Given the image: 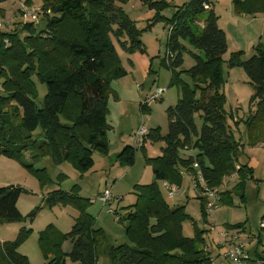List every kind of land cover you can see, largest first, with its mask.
<instances>
[{
    "label": "trees",
    "instance_id": "1",
    "mask_svg": "<svg viewBox=\"0 0 264 264\" xmlns=\"http://www.w3.org/2000/svg\"><path fill=\"white\" fill-rule=\"evenodd\" d=\"M41 1L39 18L46 22L42 29L26 20L9 21L8 28L0 31V156L18 158L22 149L30 148L34 156L49 154L56 164L69 161L82 173L93 167L94 153L109 152L108 100L115 96L110 83L128 73L118 48L128 55L145 52L141 30L115 4L126 0ZM143 1L158 3V7L165 4V0ZM203 3L210 7L205 9ZM211 5L208 0H188L169 19V85H176L179 93L176 103L166 108V133L160 135L159 128H150L145 140L160 144L162 153L149 156L145 142L139 146L153 180L135 185L136 201L127 207L125 217L119 218L126 222L125 234L134 245L102 247L104 235L94 227V217L88 212L92 200L81 196L75 183L69 190L58 187L43 197L46 205H70L78 214L67 232L49 225L41 235L39 243L47 258L42 264H95L102 255L109 264H214L205 247V229L197 228L185 205H171L160 187L161 180L180 186L183 172L196 173L194 163L209 187L221 185L222 178L235 171L243 144L228 122L232 113L224 108V66H240L246 73L252 88L244 120L248 145L264 142V45L256 46L247 59H241V51H236L224 60L226 33L218 26ZM232 6L238 14L264 13V0H232ZM203 12L207 15L197 31L193 23L199 22ZM182 41L196 51L188 69L191 84L175 71L186 49ZM35 80L46 90L41 105L36 104L39 90ZM139 106L149 112V104L140 101ZM196 114L201 127L195 122ZM36 129H40V139L32 134ZM137 149L133 144L123 146L116 161L132 165ZM184 150L191 155L185 156ZM236 171L242 180L252 176L248 165H240ZM41 181L44 186L54 183L42 176ZM24 191L19 185L0 186V222L22 219L17 201ZM232 192L236 191L221 193L218 204H230ZM199 198L201 215L210 222L206 199ZM186 220L193 222L194 237L183 233ZM244 224L235 223L230 229H242ZM27 235L28 230L22 227L15 239L0 242V264H31L18 250ZM65 240L71 244L68 253L62 250Z\"/></svg>",
    "mask_w": 264,
    "mask_h": 264
},
{
    "label": "rangeland",
    "instance_id": "2",
    "mask_svg": "<svg viewBox=\"0 0 264 264\" xmlns=\"http://www.w3.org/2000/svg\"><path fill=\"white\" fill-rule=\"evenodd\" d=\"M187 1L165 0V4L160 7L156 6L158 3L153 5L150 1L144 2L143 0L116 1L115 3L134 20L137 29L141 30L140 39L145 47V52L132 55V58L135 60L134 68L128 65L127 61L125 62L126 53L118 48L122 63L127 69L131 70V73L127 76L111 80L110 85L114 90H119L122 94H126L133 77H135L138 86L140 84L143 86L142 88H138L139 93H141V102L145 101L147 95L152 90L154 91L157 86L165 88L163 99L152 103L149 113L151 122H146V126L151 123L153 125L151 127L159 128L160 135H164L167 128V118L164 109L166 106L176 103L179 93L176 85H169L171 78V70L167 60L169 19ZM210 1L213 3L215 13L220 17V20H218L219 25L227 24L231 20L230 15L232 18H236V16L231 14L233 11L232 0ZM31 2L36 6H41L42 4L41 0H31ZM18 7V0H1V19L9 20L10 23L25 22L26 20L17 14ZM206 15V12L199 14V22L193 23L195 30L198 31L202 27V20L205 19ZM45 24L46 22L42 17L34 21V26L38 29H42ZM7 28L0 26V31H5ZM228 38L229 41L233 39L231 34H229ZM182 43L186 46V49L183 50V61L180 66L175 68V71L184 81L191 84L188 69L194 64L193 53L196 51L190 48L184 41ZM262 43H264V39H262ZM233 49L230 44V51ZM230 51L226 50L224 53L223 58L225 60L229 58ZM127 57H129L128 54ZM148 61H151L149 68L147 66ZM225 70L224 108L227 112L232 113L233 117L229 118L228 122L234 131L235 138L243 144L239 161L250 165L252 176L248 175L242 180L236 169L229 175L227 185L236 192L231 193L232 200L230 204H220L213 211L210 222L204 221L201 215L200 193L191 186L190 179L185 182V186L191 189L188 198L181 196L180 192L175 194L173 198H168L164 190L161 189L171 205H185L187 213L189 212L197 228L200 230L202 228L209 229L208 231H204V234L206 232L205 245L214 256L216 264H234L230 263L223 256L224 248H221L219 245V233L230 229V225H234L235 223H245L246 230L239 239L250 255L256 246L260 247L261 250L259 252L264 248V229L260 228L262 217H264V142L253 146L248 145L244 120L249 112L252 88L248 83L246 73L242 67L225 68ZM35 81L39 90V98L36 104L41 105L46 90L42 83L37 80ZM131 99L129 98V100ZM108 101L109 106V104L111 105L112 98ZM122 106H126V103H123ZM137 108L140 124L143 113L140 106ZM111 116V120L115 121L116 114L114 113ZM195 122L198 127H201V120L197 114L195 115ZM39 132L40 129H36L32 134L34 137L40 139ZM129 133L126 131L125 138H122V141L125 139L126 144L130 143ZM108 136L113 142L116 135L112 130H109ZM258 145L262 147H258ZM29 149H22V153L18 158L0 156V186L19 185L25 190L17 201V207L23 217L17 221L0 222V242L15 239L22 230V227H24V229L28 230V235L21 240L18 250L28 256L31 264L46 262L47 258L44 257L39 238L41 235L46 234L49 225L61 233L67 232L71 228L74 217L77 216L78 212L70 205H46L43 197L52 189L59 187L67 190L77 183L81 186L80 195L83 197L93 198L105 191H110L113 195L112 201L106 204H103L98 199H94L88 207V212L94 217V227L100 229L104 235L105 239L102 247L134 245L125 234L126 222L123 221L124 219L122 221L119 220V218H124L127 213V207L136 201L135 185L153 180L152 169L145 163L143 150L140 147L136 151L134 163L130 166L121 165L120 162L116 161V156L122 148L117 152L116 150L108 152L106 155L94 153L93 167L82 173L75 169L69 161L56 164L51 155L34 156L35 153ZM148 149L151 155L156 156L162 153L160 144L157 143L151 144ZM184 152L185 156L191 155L189 150H184ZM236 167H240L237 162ZM42 169H45V172L36 173L35 171ZM80 174L83 175V179L79 178ZM41 176L49 178L54 183L50 186H44V184H41ZM240 194L244 195L243 199L240 197ZM182 230L186 236H195V227L193 226V222L189 220L183 223ZM249 236L253 243L248 240ZM64 243L66 244V248L68 241L65 240ZM250 263L256 264L253 259ZM65 264L70 263L66 261ZM99 264H109L105 255L100 256Z\"/></svg>",
    "mask_w": 264,
    "mask_h": 264
},
{
    "label": "crops",
    "instance_id": "3",
    "mask_svg": "<svg viewBox=\"0 0 264 264\" xmlns=\"http://www.w3.org/2000/svg\"><path fill=\"white\" fill-rule=\"evenodd\" d=\"M208 1L211 2L210 0H208ZM211 4H213V3L211 2ZM211 7L213 8V5H211ZM213 10H214V8H213ZM231 11H232V9H231ZM231 14L233 16H236V18H232V16L230 15L231 20L229 22H227V24H223V25H219L218 20H220L219 19L220 17L218 14H216L218 16V19H217L218 26L221 29H223L226 33L227 50L230 51V44H231L232 48H234L232 51H230V54L232 52L241 51V59H247L248 57H250L254 53V48L256 46L264 45V43H262V39H264V13H260V14H256V15H250V14H246V13H239V14L233 13V11H232ZM202 24H203V22H202ZM229 34H231V36L233 38L231 41H229V38H228ZM136 53H139V52H134L133 54L129 55V57H127V54L125 55V62L127 61V64L130 66H133L134 68H135V66H134L135 60L132 58V55H135ZM140 61L143 62L144 60H140ZM150 64H151V61H148L147 62L148 68H149ZM236 67H240V66H236ZM225 68L226 67L224 66V70H225ZM229 69H231V68H229ZM126 70L128 73L125 76H127L128 74L131 73V70H129L127 68H126ZM136 80L137 79H135V77H133V80L131 81V83L129 85L128 93H126L127 95L122 94L119 90L116 91L112 88L115 91V96L112 95L111 97H109V100H110V98H112V102H111V105L109 104V106H108L109 107V114L107 116V120H108L109 125L111 126L110 130H112L116 136H115L114 141L112 142V140L110 139V137L108 136V133H107V137H108V141H109V152H112L115 150L117 152L118 150H120L122 148V146L127 145L125 139L122 141V138H125L124 136H125L126 131L130 132L128 134V136L130 138V143H128V144H130V145L132 144V134L134 133V131L136 130V128L138 127V124H139L138 108L137 107H139V103L141 101V97H140L141 93H139L138 88L143 87L142 84H140L138 86V83ZM152 92H154V91L152 90L150 92V94ZM150 94H148L147 97ZM129 98H132V99L129 100ZM162 99H163V96L159 101H161ZM236 100H238V99H236ZM123 103H126V106L123 107L122 106ZM152 103H154V102H151L149 104V109H148L149 112L148 113H150V111H151ZM168 106H166L164 109L165 115H166V108ZM114 113L116 114L115 121L111 120V117H112L111 115H114ZM131 120H132V123H131ZM149 121H150V115H149L148 122ZM128 124H129V126L127 127ZM151 126H153V125H151V123H149V125H148L149 129L154 128ZM151 144H154V143H151L149 140H147L145 142L144 149H145V152L149 156H155V155H151L149 152L148 147ZM258 147H262V146L258 145ZM143 152H144V150H143ZM237 163L241 166L242 165H248L250 167V165L247 163H241L239 161V156H238ZM234 165H235V168L237 169L236 163H234ZM185 175H187V176H185ZM79 178L83 179V175L80 174ZM182 179H183L182 183L179 186V188H180L179 192L181 193V196L188 198L189 197V191L191 189L188 186H185V182H186V180L190 179V176L188 175V173L183 172ZM189 181L191 183V179ZM149 182H151V181H146V182H141V183L146 184ZM79 187H80V192H81V186L79 185ZM228 189H231V188L228 186L227 190ZM67 190H69V189H67ZM97 196H95L93 198H96ZM93 198H90V199L92 200ZM92 201H94V200H92ZM176 205H182V204H176ZM202 229H205V231L209 230L207 228H202ZM240 230H243L242 234H243V232H245V230H246L245 224L242 227V229H240ZM258 236H260V235H258ZM204 237H206V232L204 234ZM248 240L251 241L250 236H249ZM258 240H260V238H258ZM65 245L66 244L63 242L62 243V250L64 252L68 253L71 249V244L68 242L66 248H65ZM250 245H252V244H250ZM259 250H261L260 247L256 246L255 249L253 250V253H251V257L254 261L264 259V248H262L261 252H259ZM210 256L212 257L214 264H216L215 258L211 252H210ZM258 264H261V262H259Z\"/></svg>",
    "mask_w": 264,
    "mask_h": 264
},
{
    "label": "built area",
    "instance_id": "4",
    "mask_svg": "<svg viewBox=\"0 0 264 264\" xmlns=\"http://www.w3.org/2000/svg\"><path fill=\"white\" fill-rule=\"evenodd\" d=\"M18 10L17 14L21 15L27 21H35L39 18V15L42 11L40 6H36L34 4H27L24 0H18ZM203 7L205 9L209 8L210 5L207 3H203ZM9 20H2L0 18V26H8ZM168 59V52H167ZM165 92V88L157 87L154 92H152L145 101L141 103L145 106L150 104L151 102L158 101L162 98ZM143 115L141 117V123L138 125L136 130L132 135V141L134 146H141L149 132L148 126H146V122L149 120V113L146 111H142ZM196 173L188 174L191 179V186L200 193V196L206 199V213L207 217L210 219L212 217L213 211L219 206V200L221 197V193L227 190V182L229 179V175H225L222 178L221 185L217 187H209L202 175V172L198 168L197 164L194 163ZM233 173V172H232ZM231 173V174H232ZM160 186L166 193L168 198H173L175 194L179 193L180 188L176 184H172L167 180H161ZM101 201L103 204H106L113 199V195L110 191H105L104 193L98 195L96 198ZM260 228L264 229V218H262L260 223ZM242 235V231L240 229H226L219 233V245L221 248H224L223 256L230 263L234 264H251L252 257L250 253L245 248L244 244L240 241L239 237ZM258 264L259 262H264V259L254 261V263ZM95 264H99V259L96 260Z\"/></svg>",
    "mask_w": 264,
    "mask_h": 264
}]
</instances>
